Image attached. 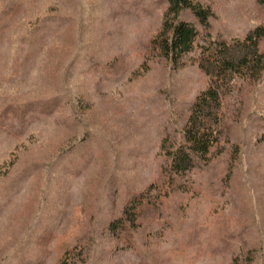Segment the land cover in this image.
Instances as JSON below:
<instances>
[{"label": "rangeland", "instance_id": "374dc122", "mask_svg": "<svg viewBox=\"0 0 264 264\" xmlns=\"http://www.w3.org/2000/svg\"><path fill=\"white\" fill-rule=\"evenodd\" d=\"M192 1L210 28L182 12L199 34L173 62L153 44L167 0H0V264H264V72L234 80L205 163L167 155L208 85L201 48L264 6Z\"/></svg>", "mask_w": 264, "mask_h": 264}, {"label": "trees", "instance_id": "16d2710c", "mask_svg": "<svg viewBox=\"0 0 264 264\" xmlns=\"http://www.w3.org/2000/svg\"><path fill=\"white\" fill-rule=\"evenodd\" d=\"M264 6V0H258ZM168 7L162 31L153 44L170 61H177L192 50L199 34L196 27L179 19L188 11L205 31L210 28V12L192 0H167ZM264 36V25L256 27L243 39L210 41L201 48L198 66L208 76L207 87L191 102L189 116L183 128L184 143L167 152L171 170L182 173L205 163L212 148L216 147L225 129L223 101L232 91L235 79H256L264 72V53L258 41ZM136 203L133 207L137 208ZM131 208L124 211L121 222H133L136 216ZM61 264H65L62 262Z\"/></svg>", "mask_w": 264, "mask_h": 264}]
</instances>
